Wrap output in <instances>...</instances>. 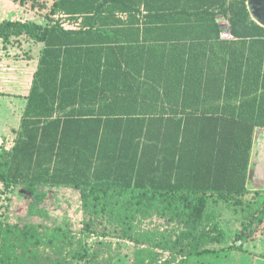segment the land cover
<instances>
[{"label": "trees", "instance_id": "16d2710c", "mask_svg": "<svg viewBox=\"0 0 264 264\" xmlns=\"http://www.w3.org/2000/svg\"><path fill=\"white\" fill-rule=\"evenodd\" d=\"M14 1L49 21L0 23L4 43L44 44L14 147H0V188L30 200L25 220L45 214L46 200L65 188L80 192L90 222L118 224L126 239L140 215L184 224L175 241L189 240L182 264L219 253L207 247L226 244V214L240 223L227 250L244 251L264 227V190L249 187L264 130V27L247 0L227 9L236 40L221 41L218 69L194 46L174 58L140 33L122 38L99 22L139 13L135 0ZM58 15L82 21L66 29ZM56 231L0 221V264H60L36 256Z\"/></svg>", "mask_w": 264, "mask_h": 264}, {"label": "rangeland", "instance_id": "374dc122", "mask_svg": "<svg viewBox=\"0 0 264 264\" xmlns=\"http://www.w3.org/2000/svg\"><path fill=\"white\" fill-rule=\"evenodd\" d=\"M53 0H49L51 6ZM61 16H55L59 19ZM35 22L47 25L49 21L43 12L34 10L30 5L21 6L14 0H0V23L3 21ZM69 25H74L66 19ZM25 37L13 38L9 42L0 41V61L2 57L13 59L28 57L33 51L26 46ZM260 147L257 149L254 165L249 171V186L251 189L264 190V132L257 136ZM0 188V221L16 224L31 221L51 229H57L55 242L41 247L36 256L60 264H182L185 254L179 250L188 243L176 244V239L188 228L169 218H162L158 214L148 217L142 215L135 218L129 232V238H123L124 231L118 224L98 225L90 222V215L84 210L83 199L79 191L72 189H58L53 198H48L43 205L45 212L38 216L26 218L30 200L18 197ZM221 229L226 233V244L209 245L207 248L220 250L218 254H208L203 257H191L189 264H248L246 254L264 249V240L260 248L252 250L250 244L247 250L234 256L233 250H227L235 241V234L240 223L231 214H226L220 221ZM264 235V227L261 231ZM131 239V240H130ZM248 244V243H247ZM246 244L244 245V247ZM252 252V253H249ZM97 253V254H96ZM243 259H247L243 260Z\"/></svg>", "mask_w": 264, "mask_h": 264}, {"label": "crops", "instance_id": "0c3cea01", "mask_svg": "<svg viewBox=\"0 0 264 264\" xmlns=\"http://www.w3.org/2000/svg\"><path fill=\"white\" fill-rule=\"evenodd\" d=\"M135 1L141 3L139 13L132 15L117 13L111 18L103 16L99 22H107L105 25L102 24L107 31L119 30L122 38H138L140 33L142 38L146 39L145 43L165 48V51L174 58L178 57L179 53L189 52L194 46L193 52L201 54V61L203 58L215 59L209 64L204 61L208 68L218 69L222 66L219 55L223 54V49L219 45L221 41L226 40L222 36L225 31L232 34L230 13L227 11L231 0ZM247 8L249 10L248 0ZM250 18L260 27H264L254 19L251 13ZM81 21L82 19L79 23ZM79 23L73 24L79 27ZM232 36L233 38L229 40H236L233 34ZM25 45L33 49L28 57L7 59L4 56L0 61V147L4 146L8 150L14 147L17 138L15 131H18L21 126L28 102L27 97L38 69L40 53L44 48V44L32 41ZM204 62L193 63L192 68L198 69ZM175 66L176 64L172 67L175 68ZM137 68H143V66L137 65ZM260 132L264 130L256 131L253 151L260 147L261 141L257 139ZM262 240L264 235L260 232L254 241L246 244L244 249L247 250L246 247L250 244L252 250H257ZM242 252L234 251L233 255L240 256ZM249 253L252 252L249 251ZM246 256L250 257L248 264H264V249ZM243 260L247 261V259Z\"/></svg>", "mask_w": 264, "mask_h": 264}, {"label": "water", "instance_id": "95a60500", "mask_svg": "<svg viewBox=\"0 0 264 264\" xmlns=\"http://www.w3.org/2000/svg\"><path fill=\"white\" fill-rule=\"evenodd\" d=\"M248 7L251 15L264 26V0H248ZM257 149H254L251 159L252 166L255 163Z\"/></svg>", "mask_w": 264, "mask_h": 264}, {"label": "built area", "instance_id": "2783aa9c", "mask_svg": "<svg viewBox=\"0 0 264 264\" xmlns=\"http://www.w3.org/2000/svg\"><path fill=\"white\" fill-rule=\"evenodd\" d=\"M62 20H63V27H65L66 29H75L78 25H69L67 22H66V19L67 17L66 16H61L60 17ZM223 38L226 39V40H229V39H232L233 36L231 34V32L229 31H225L223 34H222Z\"/></svg>", "mask_w": 264, "mask_h": 264}]
</instances>
